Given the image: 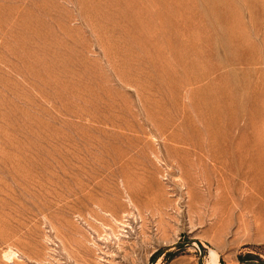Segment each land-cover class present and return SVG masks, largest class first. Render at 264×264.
Returning <instances> with one entry per match:
<instances>
[{"label":"rangeland","instance_id":"1","mask_svg":"<svg viewBox=\"0 0 264 264\" xmlns=\"http://www.w3.org/2000/svg\"><path fill=\"white\" fill-rule=\"evenodd\" d=\"M211 252L264 264V0H0V264Z\"/></svg>","mask_w":264,"mask_h":264},{"label":"bare ground","instance_id":"2","mask_svg":"<svg viewBox=\"0 0 264 264\" xmlns=\"http://www.w3.org/2000/svg\"><path fill=\"white\" fill-rule=\"evenodd\" d=\"M224 13V12H223ZM231 105V104H230ZM240 150V149H239ZM243 153V152H242ZM212 157H214V155L212 156ZM211 161H213V160H211ZM216 161V160H215ZM218 164H219V162H217ZM215 166V165H214ZM10 252V251H9ZM13 253V252H12ZM6 254V253H5ZM13 255L15 256V254L13 253ZM9 256H10V254H9ZM11 257V256H10ZM9 259V258H8ZM209 264H217V262H216V255L213 253V252H211L210 253V256H209Z\"/></svg>","mask_w":264,"mask_h":264}]
</instances>
